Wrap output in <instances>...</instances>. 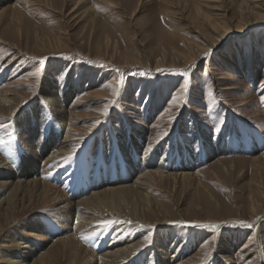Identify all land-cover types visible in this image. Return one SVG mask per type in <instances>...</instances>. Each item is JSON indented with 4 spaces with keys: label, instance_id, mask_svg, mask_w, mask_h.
<instances>
[{
    "label": "rangeland",
    "instance_id": "374dc122",
    "mask_svg": "<svg viewBox=\"0 0 264 264\" xmlns=\"http://www.w3.org/2000/svg\"><path fill=\"white\" fill-rule=\"evenodd\" d=\"M51 1V6L27 9L22 53L15 63H11L17 54L15 43L0 36V77L5 76L0 89L8 82L19 83L14 90L22 95L20 104L27 107L28 99L36 97L37 86H27L29 98L24 99L27 96L24 97L21 84L33 80L31 76H37L40 82L49 75L59 85L60 96L64 97L70 86L75 88L68 105L78 108L75 112L84 117L90 113L85 101L96 94L103 95L106 100L97 103L102 108L97 114L102 116L98 123L105 135L100 137L98 126L75 146L74 153L92 140L94 155L99 156L105 144L107 155L112 158L115 131L128 141L130 123L147 124L142 158L147 159L161 148V168L157 171L168 174L178 170L168 164V158H184L182 139L195 157L202 152L204 137L210 136L214 148L224 140L228 145L198 166L190 182L169 180L157 187L153 200L177 224L169 234L179 242V250H185L192 239L198 244L177 258L179 262L201 263L206 259L207 253L204 257L202 251L207 250L205 245L210 238L222 240L233 232L229 239L233 247L221 258L227 261L230 256L237 264H247L240 258V249L251 246L254 253L264 247V238L260 243L256 239L264 236V167L258 168L253 161L259 155L264 164V145L256 155L251 145H240L252 131H264V19L242 31L238 8L241 0H146L141 5L140 0H91L94 15H75V4L69 0ZM214 7L227 11L226 20L214 19L228 34L224 41L223 34L211 33L196 16L205 12L215 15ZM206 42L212 48L188 65L189 56L198 53ZM44 46L58 51L44 54ZM33 48L39 51L31 52ZM254 64L259 73L249 74ZM114 90L119 91V96L114 95ZM14 119L0 122V129ZM81 122L77 119L78 130L90 133L94 128L91 121ZM236 139L240 142L236 143ZM252 208H257L255 213ZM236 219L252 227L238 225L231 229L236 223L232 220ZM195 221H199L197 225L219 227L186 226ZM111 227L114 238L116 226L105 230ZM127 230L122 227L120 242L129 239ZM134 234L132 240L137 237ZM112 242L105 247L111 248ZM198 251L201 255H197ZM123 264H131V259ZM207 264L215 262L211 259Z\"/></svg>",
    "mask_w": 264,
    "mask_h": 264
},
{
    "label": "bare ground",
    "instance_id": "6f19581e",
    "mask_svg": "<svg viewBox=\"0 0 264 264\" xmlns=\"http://www.w3.org/2000/svg\"><path fill=\"white\" fill-rule=\"evenodd\" d=\"M145 1L140 0V5ZM68 2L75 4V15H94L91 0ZM51 3V0H0V36L16 45L14 52L17 54L11 63L21 57L19 53H22L21 40L25 35L23 24L27 9L43 4L51 6ZM238 8L242 31L264 19V0H241ZM214 9L217 12L215 15L201 12L202 15L196 13V16L202 19L211 33L223 34L224 41L228 34H224L220 21L227 19V11L219 7ZM215 17L220 21L216 22ZM210 46L206 42L198 53L189 56L187 64L194 63L197 56L212 48ZM48 47L54 49L50 45ZM43 48L44 54L58 51H51L46 46ZM38 51L33 48L31 52ZM256 65L249 74L259 73ZM4 78V75L0 77V83ZM30 78L33 80L21 84L24 97L27 96L24 99L29 98V90L25 89L27 86H37L38 92L34 99H28L27 107L20 104L22 95L14 90L19 83L8 82L0 89V122L15 118L12 124L0 129V264H123L129 258L131 264H184L177 258L193 250L197 242L191 238L185 250H179V242L169 234L177 224L162 206H155L153 197L157 187L164 186L169 180L176 182L179 178L184 183L190 182L194 178V170L228 144L222 140L214 148L210 136L202 137V152L195 157L182 139L184 158L180 155L168 158V164L178 170L167 174L157 171L161 168L158 164L161 148L153 151L147 159L142 158L147 124L139 126L130 123L128 141H123L124 136H119V131L114 132L112 158L108 157L105 144L101 146L100 155H94L92 140L74 153L75 146L102 125L98 123L102 116L97 114L102 108L97 103L106 98L96 94L86 100L84 106L90 113L80 116L75 112L78 108L72 109L68 105L75 93L73 86L62 97L63 94L60 96L58 92L59 85L51 76L42 77L40 82L36 80L37 76ZM92 104L95 106L90 108ZM77 119L81 123L91 121L94 128L90 133L85 129L78 130L75 126ZM104 131L101 126L98 130L100 137L105 135ZM240 145H251L250 149L256 155L264 145V131H252ZM253 161L258 168L264 167L259 155L253 157ZM63 173L64 176H60ZM256 209L252 208V211L255 213ZM107 220L131 221V224H113L116 226L113 238L114 227L105 230L103 226ZM232 221L236 223L231 229L241 226L239 219ZM198 223L195 221L187 225ZM122 227L128 228L125 232L129 239L120 242ZM132 230L137 234L133 240L131 238L136 235ZM93 232L97 235L87 241L81 239L82 235ZM231 233L222 240L210 238L205 245L207 250L202 251L203 256L207 253L204 256L206 259L196 264H207L211 259L215 264H237L233 257L229 256L227 261L221 258L233 247L229 241ZM263 238V235H258L257 242L260 243ZM114 240L119 243L112 242ZM109 242L113 246L105 247ZM249 247L240 249V258L247 264H264V247L257 248L254 253ZM197 255H201L200 251Z\"/></svg>",
    "mask_w": 264,
    "mask_h": 264
},
{
    "label": "snow or ice",
    "instance_id": "6c2138e0",
    "mask_svg": "<svg viewBox=\"0 0 264 264\" xmlns=\"http://www.w3.org/2000/svg\"><path fill=\"white\" fill-rule=\"evenodd\" d=\"M40 63L43 64V61H40ZM120 85H121V87H123V77H121ZM185 91H187V85H185ZM114 95L119 96V91L114 90ZM262 99H264V97H262ZM113 103H114V101H113ZM172 103L175 104L176 101L173 100ZM103 115H105V116L108 115L107 110L104 111ZM215 131H218V130H215ZM165 135H166V133H165ZM70 158L71 157H69L68 159H70ZM116 223H128V224H131V221H119V220L113 221V220H107V221L104 222L103 226L105 228H107V227H110V226H112L113 224H116ZM240 225L243 226V227H249V228L252 227V225L246 224L244 222H240ZM186 226H191V227H206V228H218L219 227V225H186ZM141 227H143V226H141ZM95 235H97L95 232H93V233H91L89 235H82L81 236V239L87 241L88 239L92 238Z\"/></svg>",
    "mask_w": 264,
    "mask_h": 264
}]
</instances>
